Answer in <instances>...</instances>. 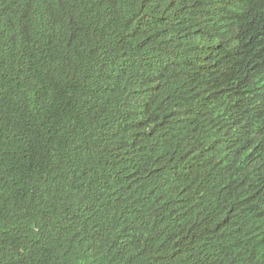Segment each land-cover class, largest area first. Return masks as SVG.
<instances>
[{
  "label": "trees",
  "instance_id": "obj_1",
  "mask_svg": "<svg viewBox=\"0 0 264 264\" xmlns=\"http://www.w3.org/2000/svg\"><path fill=\"white\" fill-rule=\"evenodd\" d=\"M0 264H264V0H0Z\"/></svg>",
  "mask_w": 264,
  "mask_h": 264
}]
</instances>
